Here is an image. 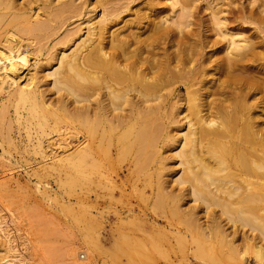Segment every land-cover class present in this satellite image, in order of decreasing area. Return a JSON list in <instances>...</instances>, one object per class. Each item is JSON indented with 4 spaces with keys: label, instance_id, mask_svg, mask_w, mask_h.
I'll return each mask as SVG.
<instances>
[{
    "label": "bare ground",
    "instance_id": "1",
    "mask_svg": "<svg viewBox=\"0 0 264 264\" xmlns=\"http://www.w3.org/2000/svg\"><path fill=\"white\" fill-rule=\"evenodd\" d=\"M19 144L83 184L90 258L139 231L168 264H264V0H0V155Z\"/></svg>",
    "mask_w": 264,
    "mask_h": 264
},
{
    "label": "rangeland",
    "instance_id": "2",
    "mask_svg": "<svg viewBox=\"0 0 264 264\" xmlns=\"http://www.w3.org/2000/svg\"><path fill=\"white\" fill-rule=\"evenodd\" d=\"M209 34L215 36L213 31ZM19 146L21 148V144ZM20 148L18 151V148L16 150L13 147L9 152H13L11 157L7 153L0 155V264H121L126 259L138 256L142 264L169 263L166 259L172 253L168 243L165 242V236L160 234L161 237H157V234H151L157 237L153 238L139 231L134 234H116L110 238L106 237L109 235L106 231H102L99 238L107 248L97 249L96 254L90 258L84 242L83 221L79 225L74 220L70 209L71 206H75L80 208V212L82 211L83 184L80 183L82 188L79 186L82 190L76 187L78 192L81 191L79 192L81 201L78 200V203L69 181L72 175L69 167L63 169V167L39 166L40 161L44 159L42 155L35 154L32 149H28L30 151L28 155V150ZM99 201L100 207H108V203ZM111 206L113 211L115 205L111 204ZM107 223L110 229L118 225L120 221L112 216L111 221ZM113 238L123 245L120 250L115 249ZM152 238L154 243H151ZM141 241L146 245L142 243L145 247H139L137 251L136 245ZM167 246L169 249L165 248ZM73 248L85 254V257L78 258L79 263L68 255ZM194 260L197 259L192 256L191 261L194 262ZM252 263L261 264L260 262Z\"/></svg>",
    "mask_w": 264,
    "mask_h": 264
}]
</instances>
